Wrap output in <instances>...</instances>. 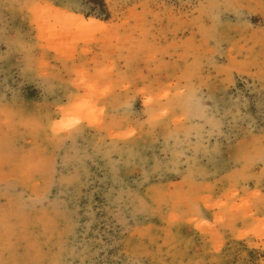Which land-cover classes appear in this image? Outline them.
Instances as JSON below:
<instances>
[{
	"label": "rangeland",
	"instance_id": "374dc122",
	"mask_svg": "<svg viewBox=\"0 0 264 264\" xmlns=\"http://www.w3.org/2000/svg\"><path fill=\"white\" fill-rule=\"evenodd\" d=\"M0 0V264H264V0Z\"/></svg>",
	"mask_w": 264,
	"mask_h": 264
},
{
	"label": "trees",
	"instance_id": "16d2710c",
	"mask_svg": "<svg viewBox=\"0 0 264 264\" xmlns=\"http://www.w3.org/2000/svg\"><path fill=\"white\" fill-rule=\"evenodd\" d=\"M94 2H96V1H94ZM96 4H98V6L100 7L101 10L104 9V3L102 0L99 2H96Z\"/></svg>",
	"mask_w": 264,
	"mask_h": 264
}]
</instances>
